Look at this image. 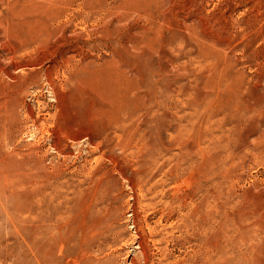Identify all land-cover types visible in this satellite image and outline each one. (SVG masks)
Returning <instances> with one entry per match:
<instances>
[{
    "label": "rangeland",
    "instance_id": "1",
    "mask_svg": "<svg viewBox=\"0 0 264 264\" xmlns=\"http://www.w3.org/2000/svg\"><path fill=\"white\" fill-rule=\"evenodd\" d=\"M38 248L264 264V0H0V264Z\"/></svg>",
    "mask_w": 264,
    "mask_h": 264
},
{
    "label": "bare ground",
    "instance_id": "2",
    "mask_svg": "<svg viewBox=\"0 0 264 264\" xmlns=\"http://www.w3.org/2000/svg\"><path fill=\"white\" fill-rule=\"evenodd\" d=\"M42 223V222H41ZM32 224V223H31ZM40 227H43V226H40ZM39 227V228H40ZM38 228V229H39ZM42 230V229H41ZM44 230V229H43ZM38 232H39V230H38ZM40 233V232H39ZM46 233V232H45ZM32 235H34V236H37V234L35 235V234H32ZM31 235V236H32ZM31 236H29V238L31 237ZM38 236H39V234H38ZM42 237H43V235H42ZM61 245V244H60ZM41 247V246H40ZM30 249V248H29ZM65 249H66V247H65ZM31 252H32V254H34L35 256H36V254H35V252H34V250L32 249V250H30ZM38 256H36V260H37V264H44V255L42 254V250L41 249H39L38 248V254H37Z\"/></svg>",
    "mask_w": 264,
    "mask_h": 264
}]
</instances>
